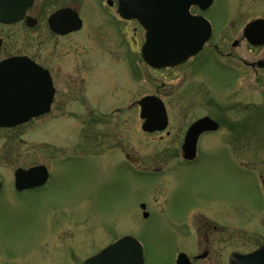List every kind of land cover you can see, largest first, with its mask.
<instances>
[{"label":"rangeland","instance_id":"1","mask_svg":"<svg viewBox=\"0 0 264 264\" xmlns=\"http://www.w3.org/2000/svg\"><path fill=\"white\" fill-rule=\"evenodd\" d=\"M218 5L227 14L232 10L229 0H219ZM126 52L132 79L124 71L127 66L124 70L119 65L111 66L107 71L101 67L100 81H93L89 88L100 94H86L88 103L101 111L127 106L155 88L145 79L147 67L140 49L130 46ZM183 68L163 70L164 76L162 71L150 69L148 73L155 82L163 79L174 88L180 81L175 73ZM204 74L218 80L225 76L215 61H210ZM58 86L65 90L67 84ZM259 90L264 92V83ZM53 115L44 114L14 128H0V176L5 181L0 194V258L20 259L25 264L40 255L37 264H43L45 256L41 255L49 251L56 258L53 264H74L91 248L130 235L141 241L145 264H175L194 216L214 218L226 225L229 253L249 251L264 242V130L260 143L248 139L233 145L202 142L198 160L186 166L175 157V151L182 152L181 147L168 146L160 141L159 134L142 129L143 120L135 106L127 147L136 166L131 169L120 159V155L124 157L119 147L126 134L124 125L118 124L117 129L122 138L117 135L116 141L102 144L90 155L78 156L72 146L75 141H66L62 130L57 139H51L46 126ZM117 119L123 117L118 115ZM113 128L114 122L102 125L103 132ZM36 164L52 165L50 181L32 194H13L15 169ZM142 203L148 217L142 214ZM61 224L63 239L71 244L63 248L46 246ZM199 247L196 252L202 249ZM8 260L0 259V264ZM216 261L214 257L201 264Z\"/></svg>","mask_w":264,"mask_h":264},{"label":"flooded vegetation","instance_id":"2","mask_svg":"<svg viewBox=\"0 0 264 264\" xmlns=\"http://www.w3.org/2000/svg\"><path fill=\"white\" fill-rule=\"evenodd\" d=\"M218 4L219 0H201L200 4L193 3L189 8L191 15L204 17L211 26V36L203 48L184 63L155 68L142 56L145 28L137 19L120 15L119 0H34L20 21L0 22V62L11 57H25L47 70L55 88L47 113L54 115L48 120L47 131L54 141L62 130L66 141H75L72 146H75L78 156L90 155L102 144L116 141L117 135L122 138L117 130L121 123L126 134L119 143L124 155H120V159L133 169V156L127 151L131 141L133 109L138 106L140 112V99L149 95L158 97L163 103L167 125L163 130L146 133L159 134L160 141L168 146L181 147L182 151L189 128L203 117H210L218 127L202 132L197 147L202 142L212 141L223 145L244 144L246 139L260 143V132L264 130V92L259 90L264 83V0H229L232 10L228 14L221 11ZM60 12L61 15L58 14ZM78 24H81L79 28L69 29ZM16 26L19 29L11 30ZM130 46L140 49V57L147 67L145 79L152 87L155 84V88L143 93L139 99L131 100L127 106H116L110 112L101 111L88 103L86 94H100L89 88L93 81H100L101 67L107 71L111 66L119 65L121 70L127 66L124 71L132 79L126 52ZM210 61H215L222 68L223 80L204 74ZM181 67L184 68L175 73L180 81L174 88L163 79L155 82L148 73L150 69L162 71L164 76L163 70ZM62 82L67 84L65 90L58 86ZM247 87L253 89L247 91ZM220 89L223 90L218 91ZM60 94L62 98H59ZM118 115L123 119H117ZM111 122H114V128L103 132L102 125ZM175 154L181 165L192 166L198 160V155L194 159H186L182 152L177 154L175 151ZM146 169L148 167L144 172ZM47 170L48 178L43 185L22 189L15 187L14 171L13 194L29 195L43 188L51 179L52 165L47 166ZM0 178L1 194L5 181ZM218 222L214 218H190L184 236L186 244L177 252L176 260L184 253L191 264H201V261L214 257L219 262L215 264H229L226 225ZM63 226L55 228L51 240L45 242L46 246L63 248L71 244V241L63 239L65 234L60 232ZM106 245L91 248L88 255L74 264H80ZM198 245L202 249L196 252ZM39 256L25 264H37ZM41 256H45L43 264H53L56 259L49 251ZM0 259L8 260L5 257ZM6 264H21V260L9 259Z\"/></svg>","mask_w":264,"mask_h":264},{"label":"water","instance_id":"3","mask_svg":"<svg viewBox=\"0 0 264 264\" xmlns=\"http://www.w3.org/2000/svg\"><path fill=\"white\" fill-rule=\"evenodd\" d=\"M34 0H0V22L20 21ZM119 13L137 18L146 29L142 48L144 59L153 67L175 66L198 53L210 37L211 28L204 17L191 15L189 8L201 0H119ZM61 15V12L58 13ZM81 24L69 27L79 28ZM55 88L46 69L26 58L12 57L0 62V127H13L50 111ZM143 130H163L167 125L165 107L156 96L140 100ZM218 127L216 121L204 117L188 130L183 156L197 155L199 135ZM18 189L43 185L48 178L43 164L15 172ZM2 183L0 180V189ZM145 208V204H142ZM147 216L148 213L144 212ZM143 246L138 239L127 235L109 244L81 264H144ZM177 264H191L185 254ZM230 264H264V243L249 252L234 251Z\"/></svg>","mask_w":264,"mask_h":264}]
</instances>
